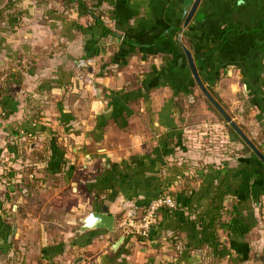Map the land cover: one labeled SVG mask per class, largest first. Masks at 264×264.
Masks as SVG:
<instances>
[{"label":"crops","instance_id":"0c3cea01","mask_svg":"<svg viewBox=\"0 0 264 264\" xmlns=\"http://www.w3.org/2000/svg\"><path fill=\"white\" fill-rule=\"evenodd\" d=\"M81 1L0 0V264H264V162L183 49L264 156V0L187 26L196 0ZM163 192L178 209L124 236L122 203ZM103 207L117 233L81 234Z\"/></svg>","mask_w":264,"mask_h":264},{"label":"water","instance_id":"95a60500","mask_svg":"<svg viewBox=\"0 0 264 264\" xmlns=\"http://www.w3.org/2000/svg\"><path fill=\"white\" fill-rule=\"evenodd\" d=\"M201 0H196L189 16L186 21V26L194 16L196 9L199 5ZM189 67L193 73L195 80L197 81L198 85L200 86L202 92L206 95V97L212 102V104L219 110V112L224 116V118L231 124V126L237 131V133L241 136V138L248 144V146L253 150L254 153L264 162V156L259 151V149L253 144V142L242 132V130L232 121V119L226 114V112L222 109V107L218 104V102L210 95V93L206 90L204 85L202 84L196 65L194 57L192 56L191 52L183 47ZM80 233H90L99 230H105L110 233L116 234V217L110 214V210L108 207H103L100 211L92 212L87 214L83 218L80 219ZM125 237H121L113 246V251H118L119 248L124 244Z\"/></svg>","mask_w":264,"mask_h":264},{"label":"built area","instance_id":"2783aa9c","mask_svg":"<svg viewBox=\"0 0 264 264\" xmlns=\"http://www.w3.org/2000/svg\"><path fill=\"white\" fill-rule=\"evenodd\" d=\"M93 60H81L78 67L86 69L92 66ZM176 199L168 194L160 196L158 199L150 202L147 207H140L135 202L124 201L121 205L120 227L126 235H138L148 237L152 228L160 218V212L163 209L176 208Z\"/></svg>","mask_w":264,"mask_h":264},{"label":"trees","instance_id":"16d2710c","mask_svg":"<svg viewBox=\"0 0 264 264\" xmlns=\"http://www.w3.org/2000/svg\"><path fill=\"white\" fill-rule=\"evenodd\" d=\"M65 4V6H66V8H69V7H71L72 5H76V4H78V5H83V2L81 1V0H62ZM84 6V5H83ZM252 28H250V30H251ZM254 29V28H253ZM249 29H241L240 31H238V30H233V31H231L230 30V32L228 31V33H234L235 35L236 34H238V33H241V34H243V33H245V31H248ZM257 32L258 33H264V24L263 23H261L258 27H257ZM209 100V99H208ZM209 102V104H210V106L212 107V109H215V111H217L218 113H220L219 112V110L212 104V102L209 100L208 101ZM220 115H222L221 113H220ZM222 117H223V115H222ZM226 123H229V122H227V121H225ZM229 127L231 128V130L240 138V140L242 141V143H244L245 145H246V147H247V149L248 150H252L249 146H248V144L241 138V136L237 133V131L231 126V124L229 123ZM166 194V192H163L160 196H162V195H165ZM168 195H171V196H173L174 197V195L173 194H171V193H168ZM159 196V197H160ZM158 197V198H159ZM157 198V199H158ZM175 198V197H174ZM176 199V198H175ZM156 200V199H155ZM154 201V200H153ZM152 202V201H151ZM176 202H177V205H176V208H174V209H163L161 212H160V214L163 212V211H173V210H176V209H178V201H177V199H176ZM157 224V223H156ZM155 224V225H156ZM154 225V226H155Z\"/></svg>","mask_w":264,"mask_h":264}]
</instances>
